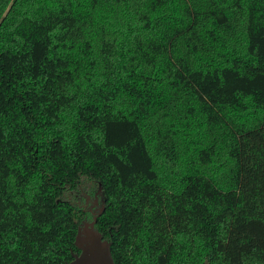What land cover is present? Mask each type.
<instances>
[{"label":"trees","instance_id":"16d2710c","mask_svg":"<svg viewBox=\"0 0 264 264\" xmlns=\"http://www.w3.org/2000/svg\"><path fill=\"white\" fill-rule=\"evenodd\" d=\"M93 215L114 264H264V0H0V264Z\"/></svg>","mask_w":264,"mask_h":264},{"label":"water","instance_id":"95a60500","mask_svg":"<svg viewBox=\"0 0 264 264\" xmlns=\"http://www.w3.org/2000/svg\"><path fill=\"white\" fill-rule=\"evenodd\" d=\"M102 207H100V210ZM92 220H84L78 228L75 238V244L80 249L78 254H74L73 258L67 264H114L110 250L109 242L101 238L100 233L95 229ZM83 238H79L80 234Z\"/></svg>","mask_w":264,"mask_h":264},{"label":"rangeland","instance_id":"374dc122","mask_svg":"<svg viewBox=\"0 0 264 264\" xmlns=\"http://www.w3.org/2000/svg\"><path fill=\"white\" fill-rule=\"evenodd\" d=\"M95 192L97 193V196L95 195L96 197L93 200L92 199L90 200V204L89 205L94 204L95 207H99L101 205V203H102V195L100 194L98 188L96 189ZM79 238H83L84 239V236H83L82 233L79 235Z\"/></svg>","mask_w":264,"mask_h":264},{"label":"flooded vegetation","instance_id":"af4514ba","mask_svg":"<svg viewBox=\"0 0 264 264\" xmlns=\"http://www.w3.org/2000/svg\"><path fill=\"white\" fill-rule=\"evenodd\" d=\"M91 207L94 208V210L92 209V211H91L92 213H94L97 207H95L94 204H92ZM93 216H95V215H93Z\"/></svg>","mask_w":264,"mask_h":264}]
</instances>
